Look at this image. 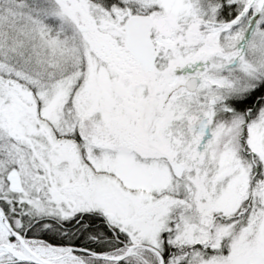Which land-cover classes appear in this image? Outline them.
<instances>
[{
  "label": "snow or ice",
  "instance_id": "1",
  "mask_svg": "<svg viewBox=\"0 0 264 264\" xmlns=\"http://www.w3.org/2000/svg\"><path fill=\"white\" fill-rule=\"evenodd\" d=\"M0 264H264V0H0Z\"/></svg>",
  "mask_w": 264,
  "mask_h": 264
}]
</instances>
